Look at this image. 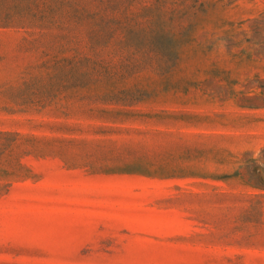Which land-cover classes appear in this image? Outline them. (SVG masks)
<instances>
[{
	"label": "rangeland",
	"instance_id": "374dc122",
	"mask_svg": "<svg viewBox=\"0 0 264 264\" xmlns=\"http://www.w3.org/2000/svg\"><path fill=\"white\" fill-rule=\"evenodd\" d=\"M0 264H264V0H0Z\"/></svg>",
	"mask_w": 264,
	"mask_h": 264
}]
</instances>
